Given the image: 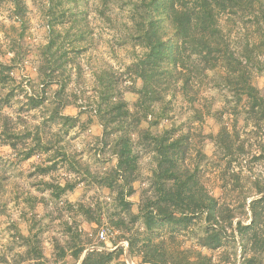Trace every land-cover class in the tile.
I'll use <instances>...</instances> for the list:
<instances>
[{
  "label": "trees",
  "instance_id": "obj_1",
  "mask_svg": "<svg viewBox=\"0 0 264 264\" xmlns=\"http://www.w3.org/2000/svg\"><path fill=\"white\" fill-rule=\"evenodd\" d=\"M8 2L22 35L26 2ZM110 3L125 9L118 27L120 45L128 42L132 47L124 70L96 74L95 113L101 133L95 155L113 163L91 170L59 144L58 132L56 139L48 134L50 126L38 123L31 128L21 124L19 112L5 111L18 98L16 88L22 87L13 75L16 62L23 59L14 39L8 62L0 60V144L20 160L48 153L44 163L35 165L43 189L86 222L107 223L118 233V241L127 242L137 264H264V174L249 178L248 186L240 180L244 164L264 163V0H101L99 15L109 20ZM51 14L48 11V19ZM48 22V40L34 62L42 81L59 71L60 59L66 56L65 36ZM12 28L16 30L14 24ZM234 34L240 47L233 43ZM254 70L263 77L261 86L253 80ZM210 82L225 90L224 103H231L229 123L223 111L216 110L218 129L203 134L202 144L195 140L201 133L192 130L189 118L162 126L173 118L177 96L180 116L191 111V118L201 122L210 114L201 96ZM125 92L136 99L128 102ZM44 95L40 87L27 94L26 110L43 104ZM53 103L51 120L58 130L77 125L78 116L62 114L60 100ZM205 141L211 144L210 154L204 151ZM143 153L153 162L146 178L140 166ZM208 166L215 168L219 196L206 184ZM60 167L63 174L56 177L53 171ZM83 182L97 191L94 204L63 198ZM135 182L141 185L136 188ZM103 189L106 195H101ZM136 193L134 210L130 198ZM65 224V246L55 240L58 252L51 260L37 232L30 228L22 234L14 226L23 246L11 254L14 264H65L66 252L76 263L84 251L81 264H128L124 246L115 243L107 250L101 243L84 242L78 227L67 220ZM0 261L9 262L4 254Z\"/></svg>",
  "mask_w": 264,
  "mask_h": 264
},
{
  "label": "rangeland",
  "instance_id": "obj_2",
  "mask_svg": "<svg viewBox=\"0 0 264 264\" xmlns=\"http://www.w3.org/2000/svg\"><path fill=\"white\" fill-rule=\"evenodd\" d=\"M25 2L28 10L27 22L20 35V23L15 19L10 3L8 0H0V60L8 62L12 55L8 49L13 39L16 40L14 44L20 46V52L23 54V59L17 61L13 69L15 84L20 82L22 87L16 88L18 98L11 100V107L4 109L12 115L19 112L24 120L21 124L28 127L32 128L38 123L45 124L46 128L50 126L48 134L56 139L55 132H58L61 138L59 144L64 145L67 152H75L76 158L82 164L88 165L91 170L101 171L113 161L107 162L95 155L96 137L101 133V126L95 113L98 83L96 74L109 69L111 72L124 70L132 58L130 44L126 42L120 45L118 27L125 19L126 11L110 3L109 10L106 11V14L110 16L109 20L99 15L101 0H25ZM48 11L52 13L49 19L47 18ZM49 20L61 32V35L65 36L62 51L66 52V56L60 59L62 67L58 69L59 71L46 81H42L34 69V62L36 63L40 48L48 40ZM12 24L16 30L12 28ZM234 36L233 43L240 47L239 36L235 34ZM253 80L258 86L263 84V77L256 70L253 73ZM128 84L129 81L125 80L124 85ZM39 87L45 88V101L38 108L27 111V94H32ZM201 96L206 99L210 110V114H204L201 122L191 118V111L183 116L179 115L178 108L181 99L177 96L172 103L174 116L169 121H163L162 126H169L172 122L178 124L180 118L182 120L189 118L192 130L201 133V136H196L195 140L202 144L203 134L214 133L218 129V123L213 114L216 110H222L223 120L229 123L231 116L228 112L231 103H224L225 90L222 87H216L210 82L201 90ZM55 98L62 103V114L78 116L77 125L69 129L62 127L58 130L59 125L52 123ZM124 98L131 103L136 99V95L125 92ZM55 120L59 121V118L55 117ZM204 143V151L210 154L211 144L206 141ZM46 156L48 153H41L39 156L20 160L8 146L0 144V255L4 254L9 260L7 263L0 261V264H14L11 254L17 250H23L20 240L15 237V227L22 234H28L30 228L32 232H37L43 252L50 260L58 252L54 247L55 240L65 246L68 236L66 220L78 227V232L84 242L89 240L94 245L101 243L107 250L114 249L115 243L120 245L118 233L107 223L104 221L100 224L86 222L81 215L70 211L68 206H63L52 199L49 191L43 189V184L39 183L41 176L35 173V165L44 163ZM140 166L143 177L146 178L153 167L148 154H142ZM63 171L64 168L60 167L53 171V174L57 177L59 174L62 175ZM205 174L208 188L219 196L220 190L217 188L219 183L215 168L208 166ZM263 174L264 163L255 161L244 164L241 168L240 180L248 186L249 178ZM44 179L47 177L44 176ZM140 185L139 182L134 183L136 188ZM106 194L107 189H103L101 195ZM97 197V191L86 185V182L76 185L72 191L63 195V198L71 203L82 202L84 204H94ZM130 199L134 202L133 209L135 210L138 194L136 193ZM100 229L105 231V239L98 237ZM126 247H124V256L127 251ZM64 260H66L65 264L78 263L73 262L68 252ZM132 264L137 263L132 261Z\"/></svg>",
  "mask_w": 264,
  "mask_h": 264
},
{
  "label": "water",
  "instance_id": "obj_3",
  "mask_svg": "<svg viewBox=\"0 0 264 264\" xmlns=\"http://www.w3.org/2000/svg\"><path fill=\"white\" fill-rule=\"evenodd\" d=\"M249 200H250V199H249ZM249 200H248V201H249ZM85 253H86V251H84V253H83L82 256L80 257V259H79V261H78L77 264H81V263H82V260H83V258H84V256H85ZM125 256H126V261H127V263H128V264H132L131 257H130V254H129L128 250L126 251Z\"/></svg>",
  "mask_w": 264,
  "mask_h": 264
},
{
  "label": "built area",
  "instance_id": "obj_4",
  "mask_svg": "<svg viewBox=\"0 0 264 264\" xmlns=\"http://www.w3.org/2000/svg\"><path fill=\"white\" fill-rule=\"evenodd\" d=\"M98 237H99L100 239H105L106 234H105V231H104L103 229H100V230H99V232H98ZM119 244L122 245V246H124V247L127 246V242H126V241H121Z\"/></svg>",
  "mask_w": 264,
  "mask_h": 264
}]
</instances>
